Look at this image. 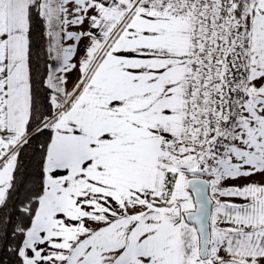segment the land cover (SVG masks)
I'll list each match as a JSON object with an SVG mask.
<instances>
[{
    "label": "snow or ice",
    "instance_id": "1",
    "mask_svg": "<svg viewBox=\"0 0 264 264\" xmlns=\"http://www.w3.org/2000/svg\"><path fill=\"white\" fill-rule=\"evenodd\" d=\"M0 211V264H264V0H0Z\"/></svg>",
    "mask_w": 264,
    "mask_h": 264
},
{
    "label": "trees",
    "instance_id": "2",
    "mask_svg": "<svg viewBox=\"0 0 264 264\" xmlns=\"http://www.w3.org/2000/svg\"><path fill=\"white\" fill-rule=\"evenodd\" d=\"M8 212H11L12 211V206L9 205V208L7 210ZM4 215V212L3 211H0V216H3Z\"/></svg>",
    "mask_w": 264,
    "mask_h": 264
}]
</instances>
